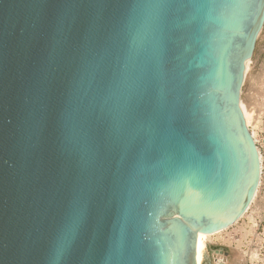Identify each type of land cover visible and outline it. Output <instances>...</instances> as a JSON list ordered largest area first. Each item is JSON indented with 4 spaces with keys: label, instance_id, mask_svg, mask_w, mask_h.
<instances>
[{
    "label": "water",
    "instance_id": "1",
    "mask_svg": "<svg viewBox=\"0 0 264 264\" xmlns=\"http://www.w3.org/2000/svg\"><path fill=\"white\" fill-rule=\"evenodd\" d=\"M263 27L264 0H0V264H197L260 184Z\"/></svg>",
    "mask_w": 264,
    "mask_h": 264
},
{
    "label": "rangeland",
    "instance_id": "2",
    "mask_svg": "<svg viewBox=\"0 0 264 264\" xmlns=\"http://www.w3.org/2000/svg\"><path fill=\"white\" fill-rule=\"evenodd\" d=\"M241 101L250 114L248 127L261 152L260 184L244 215L207 240L205 252L212 264H217L215 252L222 260L220 264H264V27L249 61ZM202 264H206L204 259Z\"/></svg>",
    "mask_w": 264,
    "mask_h": 264
},
{
    "label": "bare ground",
    "instance_id": "3",
    "mask_svg": "<svg viewBox=\"0 0 264 264\" xmlns=\"http://www.w3.org/2000/svg\"><path fill=\"white\" fill-rule=\"evenodd\" d=\"M248 69H249V62H248L247 71H248ZM246 75H247V72L245 73V76ZM240 106H241V109L243 111L246 124H247V126H249L250 114L246 111L242 101H240ZM251 133H252V135L254 137V133L253 132H251ZM218 232H220V231H218ZM215 233H217V232H215ZM215 233H212V234H206V233L197 234V242H196V261H197V264H202L203 259H205V256L207 255L206 252H205L207 240ZM253 255H255V254H253ZM214 258H215V262L217 264L221 263L222 260L220 259V256L218 255L217 252L214 253Z\"/></svg>",
    "mask_w": 264,
    "mask_h": 264
},
{
    "label": "built area",
    "instance_id": "4",
    "mask_svg": "<svg viewBox=\"0 0 264 264\" xmlns=\"http://www.w3.org/2000/svg\"><path fill=\"white\" fill-rule=\"evenodd\" d=\"M251 131V130H250ZM255 139V138H254ZM255 141H256V144H257V140L255 139ZM258 146V145H257ZM259 149V148H258ZM259 152H260V150H259ZM260 156H261V152H260Z\"/></svg>",
    "mask_w": 264,
    "mask_h": 264
},
{
    "label": "flooded vegetation",
    "instance_id": "5",
    "mask_svg": "<svg viewBox=\"0 0 264 264\" xmlns=\"http://www.w3.org/2000/svg\"><path fill=\"white\" fill-rule=\"evenodd\" d=\"M211 262V261H210ZM205 263H206V261H205ZM207 264V263H206ZM211 264H212V262H211Z\"/></svg>",
    "mask_w": 264,
    "mask_h": 264
}]
</instances>
